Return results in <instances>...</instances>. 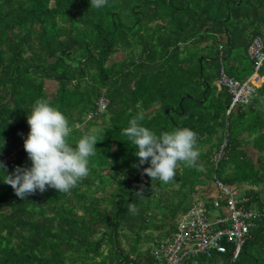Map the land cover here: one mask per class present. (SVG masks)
Returning <instances> with one entry per match:
<instances>
[{
	"label": "trees",
	"instance_id": "16d2710c",
	"mask_svg": "<svg viewBox=\"0 0 264 264\" xmlns=\"http://www.w3.org/2000/svg\"><path fill=\"white\" fill-rule=\"evenodd\" d=\"M89 5L90 0H0V161L7 166L0 169V264H161L152 254L155 240L170 234L175 218L197 199L211 218L221 214L214 199L200 195L204 185L214 177L230 186L264 180V166L239 160L245 156L239 150L242 133L260 122L248 105L255 93L264 95V80L247 103L231 108L228 89L215 85L221 67L240 81L252 74L247 49L255 35L264 46V0ZM124 8L133 22L121 21ZM259 71L264 78V62ZM101 96L108 99L103 112L96 104ZM41 98L67 118L70 144L94 134L97 151L89 158V175L69 192L48 188L21 200L3 180L16 166H30L23 149L26 117ZM138 113L157 135L194 131L196 166L180 164L168 183L143 174L147 163L134 167L135 146L122 129ZM216 133L218 143L205 149ZM224 141L215 167L212 156ZM258 149L264 152L262 144ZM229 164L232 172L220 175ZM260 212L235 259L226 244L223 253L183 264H264Z\"/></svg>",
	"mask_w": 264,
	"mask_h": 264
},
{
	"label": "clouds",
	"instance_id": "9594fccd",
	"mask_svg": "<svg viewBox=\"0 0 264 264\" xmlns=\"http://www.w3.org/2000/svg\"><path fill=\"white\" fill-rule=\"evenodd\" d=\"M106 4L107 0H90L89 6L99 9ZM143 119V114L138 113L122 129V135L135 146L134 155L138 157V164L134 167L147 163L149 166L143 168V174L152 181L168 183L175 179L176 169L180 164L196 166L200 154L194 131L178 128L157 135L140 123ZM26 122L29 131L23 138V149L31 162L30 166H16L10 174H5L6 178L3 180L11 186L18 198L24 200L26 196L36 192L43 193L48 188L67 193L89 175V158L95 156L97 151L94 147L98 142L96 135L85 134L75 142V146L70 144L67 138L72 129L67 118L42 98L35 101L27 114ZM6 167L0 161V169L6 170ZM246 206L248 207V203ZM129 210L135 211V205H130ZM255 212L258 214L256 222L259 213Z\"/></svg>",
	"mask_w": 264,
	"mask_h": 264
},
{
	"label": "built area",
	"instance_id": "2783aa9c",
	"mask_svg": "<svg viewBox=\"0 0 264 264\" xmlns=\"http://www.w3.org/2000/svg\"><path fill=\"white\" fill-rule=\"evenodd\" d=\"M247 52L254 62V70L245 81L225 75L221 67L219 84H223L232 95V107L235 102L247 103L263 77L259 69L264 62V46L262 39L255 35L249 43ZM108 100L101 97L97 102L98 111L102 112ZM225 141L212 156L215 167L224 155ZM217 195L213 206H218L220 215L210 217V211L200 199L180 214L174 230L163 237L157 238L152 247L154 258L161 264H183L193 257H211L213 253L226 251V244L232 245L233 259L239 254L249 230L254 226L258 214L246 206L247 198L241 196L235 186H230L214 177ZM223 201V204L220 202ZM224 239V243L223 240Z\"/></svg>",
	"mask_w": 264,
	"mask_h": 264
},
{
	"label": "crops",
	"instance_id": "0c3cea01",
	"mask_svg": "<svg viewBox=\"0 0 264 264\" xmlns=\"http://www.w3.org/2000/svg\"><path fill=\"white\" fill-rule=\"evenodd\" d=\"M261 84H259L257 88H259ZM215 85H217L218 87V80L215 81ZM46 90L47 91L51 90V85H47ZM248 106H250V108L258 115L260 122H256L254 124L249 125L250 129L244 130V132L242 133V137L240 140L241 146L239 147V150H243L245 152V156L239 158V160L240 162L244 161V163L247 166L253 165L255 168H257V167L264 166V152L263 151L261 152L258 149V146L260 144L264 146V143H263L264 136H262V134H264V95L260 96L255 93V95L251 99V103ZM214 143L215 142L212 141L211 143H208L204 148L208 149L209 146H211ZM214 151H215V148H214ZM260 172H262V169L260 170ZM261 184L263 186H260ZM234 185L239 190H241L240 192L242 193V195L248 199L247 203L249 204L251 208L254 206H260V204L264 208V201L262 200L263 198L261 199V193H264V180L258 184L251 183V182L235 181ZM201 190L202 191L200 195H202L204 199H215L217 195V190H216L214 183H207L206 185H204V187ZM252 190L256 191V193L252 192ZM260 199L262 202H259ZM255 211H258V210H255ZM258 212L261 213L260 211ZM261 216H262V213H261Z\"/></svg>",
	"mask_w": 264,
	"mask_h": 264
},
{
	"label": "rangeland",
	"instance_id": "374dc122",
	"mask_svg": "<svg viewBox=\"0 0 264 264\" xmlns=\"http://www.w3.org/2000/svg\"><path fill=\"white\" fill-rule=\"evenodd\" d=\"M128 12H129V11H128L126 8H124V9H122V10L120 11L119 16H120V19H121L122 22L130 23V22H133V21L135 20V16L129 14ZM141 24H143V22H141ZM143 25H145V24H143ZM143 31H144V29L142 28V32H143ZM53 84H54V82H49V83H48V85H51V90H49V93H51V92L54 91V88H52V87H53ZM218 136H219V134L216 133L215 137H213L214 142H215V144H212L213 146H215V145L218 143ZM200 143L202 144V141H200ZM212 145L209 146V149H211ZM206 151H207V150H204L205 153H206ZM231 159H232V158H231ZM229 162H230V161H229ZM230 165H231V164H229V165H227L225 168H223V169L220 171L219 174L225 176V175H227L230 171H232ZM228 170H230V171H228ZM199 172H201V168H199ZM261 182H262V181H261ZM260 186H263V185L261 184ZM238 187H239V185H238ZM240 191H241V190H240ZM262 198H263V199H262ZM261 199L264 201V193H261ZM261 199L259 200V202H262ZM156 200H157V199H156ZM261 207H262V205L260 204V206H254V207H252V208H254L255 210H258V211L261 210L262 212H264V208H263V207L261 208ZM175 219H176V218H175Z\"/></svg>",
	"mask_w": 264,
	"mask_h": 264
},
{
	"label": "water",
	"instance_id": "95a60500",
	"mask_svg": "<svg viewBox=\"0 0 264 264\" xmlns=\"http://www.w3.org/2000/svg\"><path fill=\"white\" fill-rule=\"evenodd\" d=\"M165 112L168 113V109H165Z\"/></svg>",
	"mask_w": 264,
	"mask_h": 264
}]
</instances>
